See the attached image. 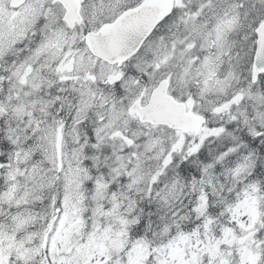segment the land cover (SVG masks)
<instances>
[{
    "label": "snow or ice",
    "instance_id": "1",
    "mask_svg": "<svg viewBox=\"0 0 264 264\" xmlns=\"http://www.w3.org/2000/svg\"><path fill=\"white\" fill-rule=\"evenodd\" d=\"M0 264H264V0H0Z\"/></svg>",
    "mask_w": 264,
    "mask_h": 264
}]
</instances>
